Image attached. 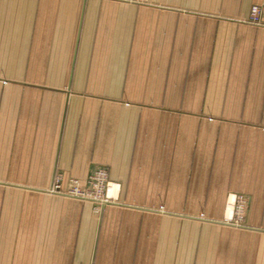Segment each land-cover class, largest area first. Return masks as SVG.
Here are the masks:
<instances>
[{"label":"crops","instance_id":"0c3cea01","mask_svg":"<svg viewBox=\"0 0 264 264\" xmlns=\"http://www.w3.org/2000/svg\"><path fill=\"white\" fill-rule=\"evenodd\" d=\"M141 1L0 0V264H264V0Z\"/></svg>","mask_w":264,"mask_h":264},{"label":"rangeland","instance_id":"374dc122","mask_svg":"<svg viewBox=\"0 0 264 264\" xmlns=\"http://www.w3.org/2000/svg\"><path fill=\"white\" fill-rule=\"evenodd\" d=\"M103 170L106 172V176L108 177V173L107 170L105 168H97L94 171L91 172V174H89L88 179L86 182H80L77 180H74L73 182H68L66 183V186L63 185V183L61 182V178L59 175H57L55 177V182L53 184H51V186H49V184H40V185H24L27 186V189L29 191H40V190H45V191H60V190H66V194L69 197L72 198H78L84 201H88V202H93L99 205H106L109 203H115V202H120V200L117 198L116 195V189L117 186L114 184V182L108 177V180L102 181V179H93L91 180V176H93L95 173H97L98 171ZM16 175V173H15ZM10 176H12L10 174ZM110 181L112 182V184L108 187L106 186V183ZM12 188H20V186H12ZM81 190L85 196L84 197H79L77 195H73L72 192L74 190ZM79 190V191H80ZM72 194V195H71ZM190 194L189 192H181V191H176V192H159L157 194H142L141 195V201L143 200H167V199H172L175 205L179 202H181V200H183L182 198L184 197V199L188 198V195ZM88 195H92L90 198H88ZM154 197V198H153ZM93 198V199H92ZM176 201V202H175ZM192 202V200H191ZM238 201H234L232 204H227L226 206H224V208L228 209V208H232V211L234 214H239L238 211L240 208V205H238ZM173 206L171 208L168 209H153L154 212L157 211L156 213H152L155 214L157 216L160 215H195L198 214L199 212H202V209H213V206L210 207H197V206H186L183 207L181 205H176ZM230 206V207H229ZM218 207V206H216ZM244 210V205L242 206ZM241 207V208H242ZM212 211V210H211ZM224 223L228 224V223H233L235 224L237 222V220L234 219H229L228 221H223ZM194 224L197 223H189V225L194 226ZM183 225H185V222H179L177 224H175L174 226H176V229H178V227H180V229H183ZM177 231V230H176Z\"/></svg>","mask_w":264,"mask_h":264},{"label":"built area","instance_id":"2783aa9c","mask_svg":"<svg viewBox=\"0 0 264 264\" xmlns=\"http://www.w3.org/2000/svg\"><path fill=\"white\" fill-rule=\"evenodd\" d=\"M130 1H134V2H143L141 0H130ZM249 20H252V21H255V22H258L260 25H264V6H254L252 9H251V12H250V15H249ZM95 180V179H102V181H105V180H108V177L106 176V172L103 171V170H100L98 171L97 173H95L93 176H91V180ZM112 184V182L108 181L106 183V186L105 187H108ZM80 190V189H79ZM74 190L72 192L73 195H77L79 197H84L85 194L80 190ZM71 194V195H72ZM92 195H88V198H90ZM93 199V198H92ZM238 205H240V208L238 211L239 213L242 212L243 210V200L242 199H239L238 200ZM242 207V208H241Z\"/></svg>","mask_w":264,"mask_h":264},{"label":"bare ground","instance_id":"6f19581e","mask_svg":"<svg viewBox=\"0 0 264 264\" xmlns=\"http://www.w3.org/2000/svg\"><path fill=\"white\" fill-rule=\"evenodd\" d=\"M231 209V207L229 208V210Z\"/></svg>","mask_w":264,"mask_h":264}]
</instances>
